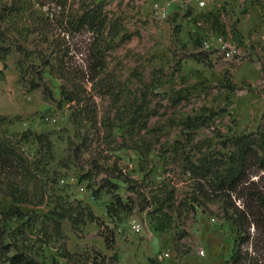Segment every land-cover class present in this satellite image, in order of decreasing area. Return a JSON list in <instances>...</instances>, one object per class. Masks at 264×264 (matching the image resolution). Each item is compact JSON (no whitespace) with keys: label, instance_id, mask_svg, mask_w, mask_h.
<instances>
[{"label":"rangeland","instance_id":"obj_1","mask_svg":"<svg viewBox=\"0 0 264 264\" xmlns=\"http://www.w3.org/2000/svg\"><path fill=\"white\" fill-rule=\"evenodd\" d=\"M38 1L2 23L0 139L21 157L0 170V264H231L230 213L185 163L264 129V0ZM90 1L101 34L59 27Z\"/></svg>","mask_w":264,"mask_h":264},{"label":"trees","instance_id":"obj_2","mask_svg":"<svg viewBox=\"0 0 264 264\" xmlns=\"http://www.w3.org/2000/svg\"><path fill=\"white\" fill-rule=\"evenodd\" d=\"M20 2L21 0L0 2V54L3 57L9 54L12 48L19 47L12 41L2 23L8 22L18 11H24ZM35 2L41 4L38 0ZM34 18L42 19L37 16ZM45 18L47 19L48 15ZM34 22L33 19L32 26ZM107 22L103 3L90 1L82 5L79 12L69 13L59 27L69 33L83 31L99 35ZM36 30L37 28H34L29 32ZM93 60L96 69L104 66L101 58L94 57ZM4 140L0 139V170L10 172L14 165L18 164L21 155L9 141ZM227 142L232 150L226 157L201 155L193 160H186L185 171L201 197L208 201L221 200L224 210L230 213L228 219L237 229L230 263L264 264V129L257 128L255 131L233 134ZM253 174L260 176L251 179ZM232 198L238 200L242 207L236 205ZM251 226L256 232L252 237L253 254L244 249V244L251 236ZM14 259L16 264H30L29 259L21 255Z\"/></svg>","mask_w":264,"mask_h":264},{"label":"built area","instance_id":"obj_3","mask_svg":"<svg viewBox=\"0 0 264 264\" xmlns=\"http://www.w3.org/2000/svg\"><path fill=\"white\" fill-rule=\"evenodd\" d=\"M198 7H204L208 0H194ZM168 3H161L159 0H153L152 6L161 15H165L167 12L166 6ZM224 48V47H223ZM226 55L229 56L230 52L226 51Z\"/></svg>","mask_w":264,"mask_h":264}]
</instances>
